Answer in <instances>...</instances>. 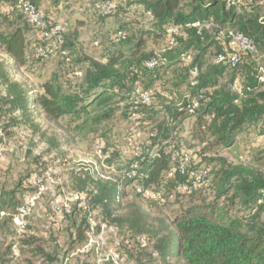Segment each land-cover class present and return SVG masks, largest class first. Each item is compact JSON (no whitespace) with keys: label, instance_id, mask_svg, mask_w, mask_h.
<instances>
[{"label":"trees","instance_id":"obj_1","mask_svg":"<svg viewBox=\"0 0 264 264\" xmlns=\"http://www.w3.org/2000/svg\"><path fill=\"white\" fill-rule=\"evenodd\" d=\"M226 1L141 0L139 5L148 15L151 26L137 31L133 23L131 32H127V27L120 24L112 39L115 45L104 62L75 57L74 47L65 33L63 49L67 56L57 55L56 58L62 60L61 67L69 73H54L42 84L41 93L12 79L7 65L0 60V87L3 89L0 91V119L9 116L8 124L0 130L23 127L42 139L46 122L59 123L65 118L80 122L75 127L76 136L97 132L101 123L113 118L117 104L126 102L134 86L150 91L153 105L140 111L139 119L146 112L150 123L157 115L161 121L148 135L147 149L155 150V156L136 159L144 177L120 183L118 177L103 180L88 174L81 181L79 191H86L89 205L98 207L104 218L127 226L129 231L124 236H145L153 250L148 256L155 264H264V151L258 156L246 157L244 163L237 165L220 156L222 150L233 146L244 133L254 132L264 140V83L260 82V78H264V0H252L229 9H226ZM31 2L51 22L59 21L53 13L68 4V0ZM80 2L82 10L87 9L98 17L92 10L94 2ZM195 22L203 26L199 31L191 27ZM23 23L30 27L12 1L6 6L2 4L0 54L11 59L15 69L24 67L29 59ZM173 29L178 34L171 33ZM119 31L125 33V38L116 41ZM230 31L250 38L256 48L255 54L247 55L244 63L235 68L212 63L225 47V40H217V37ZM147 38H164L168 48L162 53H146ZM185 54L192 59L186 66L181 60ZM151 59H156L158 65L148 69L145 62ZM78 64L79 69L73 68ZM194 64L199 68V83L191 87L190 68ZM76 70L81 72V77L75 75ZM157 86L159 91L153 93L152 89ZM187 95L199 102L194 115L186 111ZM155 99L159 105L157 112H154ZM189 117H195L193 137L203 148L190 150L176 135V128ZM49 143L54 150L61 146L55 137L49 139ZM181 152L188 153L191 159L187 173L176 171L173 178H166L171 170L172 155ZM203 171L207 173L205 186L196 187L194 178ZM127 182L134 184L132 193L118 190L119 185ZM182 184L188 186L183 194L178 191ZM135 185L148 190L151 196L137 193ZM4 205L0 196V210ZM171 205L180 208L173 216L160 213ZM235 208L237 211L233 213ZM86 210L74 208L67 219L78 217L80 213L81 217L83 215L81 224H85ZM150 212L158 215L151 217ZM8 223L0 219V239H6L3 232ZM81 228L77 230L79 241L84 239ZM27 236L25 233L16 243L19 259L23 256L22 244L30 248L29 261L21 263L20 259L18 264H37L44 248L34 234ZM3 245L4 242H0V264H10L11 245L6 249ZM125 247L145 249L137 244ZM46 259L40 264L54 262L51 256ZM126 261L131 262L132 258Z\"/></svg>","mask_w":264,"mask_h":264},{"label":"rangeland","instance_id":"obj_2","mask_svg":"<svg viewBox=\"0 0 264 264\" xmlns=\"http://www.w3.org/2000/svg\"><path fill=\"white\" fill-rule=\"evenodd\" d=\"M3 4H10V0H2ZM95 2L99 0H87ZM117 9L115 13L101 19L91 14L87 9L82 10L83 4L80 0H68V4L60 7L58 12L53 15L56 20L67 22L66 38L73 45V54L76 57H90L99 61H105V57L114 47V32L120 24L127 27L130 31V25L136 24L137 31L149 28L151 22L144 9L139 5L141 0H114ZM248 12L251 9H246ZM27 41L26 54L29 57L27 64L15 69L13 62L7 56L0 54V60L7 67L12 79L23 83L29 90L41 93V86L56 73L68 74L69 71L62 68V60L53 58L49 61H34L31 58V52L34 44L37 42L36 36L32 29L23 23ZM168 48L166 39L155 40L147 38L145 45L146 53H162ZM70 53V51H68ZM72 54V56H73ZM71 53H70V57ZM70 57L68 60H70ZM80 64L74 65L73 68L79 69ZM79 72V70H76ZM0 91L3 89L0 87ZM153 93L159 91L158 86L152 89ZM156 91V92H155ZM155 110L159 111L158 101L155 99ZM125 102L117 104V111L113 118L108 122L101 123L97 132H90L80 136L75 135V127L80 122L65 118L59 123L46 122L43 125L45 138L36 136L31 130H25L23 127H15L8 130H0V148L2 157L0 158V196L3 197L5 205L0 213V219L8 220L4 236L0 242H4V249L16 242L15 229L10 221L11 214L16 207L21 205L25 199L34 193L37 189L29 184L34 176H39L47 185L50 181L51 192L44 191L36 205L32 216L29 219V226L26 236L35 235L39 243L44 248V253L38 256L37 264H40L47 256H51L54 262L47 261L46 264H97L101 260L102 264H113L108 257L110 251L119 248L124 258H132L129 264H155L148 256L152 253L151 243L147 244L145 249L126 248L120 243L121 237L128 232L127 226L119 223H112L111 219H106L98 207H91L88 204L86 212V223L81 224L82 217L79 213L69 217L63 223L61 229L53 226L51 217L52 194L61 195L66 193L80 192L81 181L86 175L94 176L92 173L95 164L99 159L95 155L94 147L97 143H102L106 149L113 151V159L110 163H103L101 168L103 176L116 178L119 171L127 167L128 158H121L118 154L119 149H128L133 143L146 144L149 140L150 132H153L159 121L160 115L152 117L153 121H148L146 112L136 124H129L124 116ZM9 116L0 119V128L7 125ZM195 117H189L184 120L182 126L176 128L178 139L182 140L184 146L188 149L194 147H204L198 139L193 137V127ZM55 137L60 143V148L54 150L51 148L49 139ZM264 151V140L262 137H256L254 132L244 133L237 137L233 146L220 152L228 163L237 165L245 162L246 157L256 156ZM210 154V153H209ZM258 156V155H257ZM112 170V171H111ZM118 190H124L126 193L134 191L133 183H125L118 186ZM83 193H86L84 190ZM211 200L207 199V202ZM179 205H171L168 209L160 213L168 217L173 216L178 211ZM236 208L233 210L235 213ZM119 215V213H117ZM151 217L158 213L150 212ZM88 219L93 221L98 229L95 235L90 239L87 236ZM82 227V228H81ZM78 228L84 232L83 241L77 238ZM27 236V237H28ZM119 244V245H118ZM13 245V244H12ZM11 245V247H12ZM10 247V248H11ZM23 256L22 261H29L28 253L30 248L22 244ZM17 256L12 257L10 264L20 263Z\"/></svg>","mask_w":264,"mask_h":264},{"label":"built area","instance_id":"obj_3","mask_svg":"<svg viewBox=\"0 0 264 264\" xmlns=\"http://www.w3.org/2000/svg\"><path fill=\"white\" fill-rule=\"evenodd\" d=\"M13 3L15 10L25 19L32 31L34 32L37 42L34 44L31 57L35 61L45 62L53 59L57 55L66 57L67 52L63 49L64 46V35L67 29L66 21H55L51 22L45 18L43 11L37 8L31 0H10ZM252 0H227L226 9H229L232 6L241 5L242 3H250ZM0 0V12L2 10V3ZM86 3V1H84ZM117 9V5L114 0H100L92 4V10L100 18H107L110 15L114 14ZM192 28L197 29L198 31L203 27L199 22H195L191 25ZM171 33L178 34V31L173 29ZM125 38V33L119 31L116 33L115 39L120 40ZM217 40L224 41L225 47L222 53L217 54L213 59L212 63L215 65H225L229 68H235L244 63L245 57L247 55H252L256 53V48L254 42L242 35L239 32L230 31L227 33H220L217 37ZM172 44V42H170ZM181 60L183 65L186 66L192 62L191 56L189 54L182 55ZM158 65L156 59H151L145 62V67L148 69H153ZM262 72V69H260ZM77 77H81V72H76ZM260 82L264 83V78H260ZM199 83V68L194 64L190 68V86L196 87ZM233 87H236L234 83ZM188 104L186 106V111L190 115H194L199 109V102L196 98H191L189 95L186 96ZM153 105V98L150 91L143 89L142 86L136 85L131 90L128 98L125 102V120L129 124L138 123L140 117V111L145 108H149ZM169 123V119H166ZM263 137H264V127H263ZM147 144L133 143L128 149H119L118 154L121 158H128L129 164L127 167L119 171L118 178L120 183L127 180H139L144 177L143 172L141 171L136 159H144L147 157H154L155 150L149 151L147 149ZM2 149L0 148V158L2 157ZM94 152L99 163L95 164L92 170L94 173L95 179L100 178L103 180H111L112 177L103 176L101 173V168L104 167L103 163H106L108 160L112 159V151L106 149L102 143L95 144ZM191 163V159L188 153L181 152L180 154H174L171 158V170L166 174V178L171 179L174 177V173L177 171L181 174L187 173L188 166ZM112 171V170H111ZM206 171H203L202 174L194 178V185L196 187L205 186ZM29 184L36 188L37 190L29 195L25 201L16 209L15 213L11 216V221L15 229V239L16 241L21 238L28 229L29 219L32 216V213L38 204L41 194L44 191H52L51 184L52 181L47 185L43 182V179L39 176H34L29 180ZM135 190L137 193L142 194L144 197H150L151 194L148 190H144L139 185H135ZM179 193L183 194L188 191L187 184H182L178 186ZM89 197L86 193L83 192H70L57 195L52 194L51 201V210L52 217L51 220L55 223V226L58 229H61L63 223L67 217L71 214L74 208H88ZM4 213H0L3 216ZM88 231L87 236L90 239L91 236L95 235L98 226L88 219ZM120 243L124 246H131L137 244L140 248H144L147 245V238L143 235L130 237L123 236L120 239ZM119 245V244H118ZM11 251L13 257L17 256L18 246L14 242ZM110 261L113 264H129L123 256L122 251L119 248H115L110 251L108 254ZM97 264H102L100 263Z\"/></svg>","mask_w":264,"mask_h":264}]
</instances>
